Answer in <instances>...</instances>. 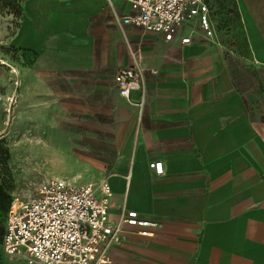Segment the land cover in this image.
I'll list each match as a JSON object with an SVG mask.
<instances>
[{
  "label": "crops",
  "instance_id": "crops-1",
  "mask_svg": "<svg viewBox=\"0 0 264 264\" xmlns=\"http://www.w3.org/2000/svg\"><path fill=\"white\" fill-rule=\"evenodd\" d=\"M205 2L215 38L194 19L167 42L121 23L129 0H19L7 43L34 57L36 96L87 120L42 140L53 164L39 182L104 180L111 222L157 224L124 227L105 264H264V0ZM137 62L126 101L114 76Z\"/></svg>",
  "mask_w": 264,
  "mask_h": 264
},
{
  "label": "built area",
  "instance_id": "built-area-1",
  "mask_svg": "<svg viewBox=\"0 0 264 264\" xmlns=\"http://www.w3.org/2000/svg\"><path fill=\"white\" fill-rule=\"evenodd\" d=\"M132 14L123 25L158 33L171 41L179 29L196 19L206 39H214L205 0H129ZM189 38L181 39L182 45ZM138 60L137 57H134ZM143 70L137 64L120 68L114 76L119 97L130 100L141 87ZM143 99L137 103L141 107ZM149 168L162 174L161 163ZM110 187L106 181L74 186L64 180L40 184L28 202L11 211L5 220L2 248L9 257L21 256L25 264H105L108 247L120 240L124 227L138 228L142 237L152 235L153 221L127 212L117 222L108 217Z\"/></svg>",
  "mask_w": 264,
  "mask_h": 264
},
{
  "label": "rangeland",
  "instance_id": "rangeland-1",
  "mask_svg": "<svg viewBox=\"0 0 264 264\" xmlns=\"http://www.w3.org/2000/svg\"><path fill=\"white\" fill-rule=\"evenodd\" d=\"M19 10V0H0V264H25L21 256L4 253L3 231L7 215L32 199L40 179L52 168V152L43 151L41 157L43 141L53 135L67 137L87 121L82 112L69 110L65 99L57 103L51 93H44L41 103L36 96V78L28 72L34 57L7 43ZM48 129L54 132L50 137L43 134ZM89 156L99 159L98 152Z\"/></svg>",
  "mask_w": 264,
  "mask_h": 264
},
{
  "label": "bare ground",
  "instance_id": "bare-ground-1",
  "mask_svg": "<svg viewBox=\"0 0 264 264\" xmlns=\"http://www.w3.org/2000/svg\"><path fill=\"white\" fill-rule=\"evenodd\" d=\"M40 124H42V123H40ZM52 133H54L53 130L52 129H48L47 131H44L43 134H44V136L50 137L52 135ZM53 136H51L50 138H52Z\"/></svg>",
  "mask_w": 264,
  "mask_h": 264
},
{
  "label": "trees",
  "instance_id": "trees-1",
  "mask_svg": "<svg viewBox=\"0 0 264 264\" xmlns=\"http://www.w3.org/2000/svg\"><path fill=\"white\" fill-rule=\"evenodd\" d=\"M19 12H20V10H19ZM3 233H4V231H3Z\"/></svg>",
  "mask_w": 264,
  "mask_h": 264
}]
</instances>
